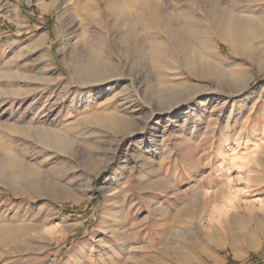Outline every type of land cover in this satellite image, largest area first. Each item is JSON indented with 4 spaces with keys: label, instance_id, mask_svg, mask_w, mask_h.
Wrapping results in <instances>:
<instances>
[{
    "label": "rangeland",
    "instance_id": "1",
    "mask_svg": "<svg viewBox=\"0 0 264 264\" xmlns=\"http://www.w3.org/2000/svg\"><path fill=\"white\" fill-rule=\"evenodd\" d=\"M92 1L0 0V264H264V0H221L243 38L205 19L189 66L125 59L145 0ZM95 41L117 76L82 72Z\"/></svg>",
    "mask_w": 264,
    "mask_h": 264
},
{
    "label": "bare ground",
    "instance_id": "2",
    "mask_svg": "<svg viewBox=\"0 0 264 264\" xmlns=\"http://www.w3.org/2000/svg\"><path fill=\"white\" fill-rule=\"evenodd\" d=\"M150 1L151 0H145L144 3L146 5L147 4L150 5L148 12L151 15L152 20L156 23L157 31H155V32L152 31L151 30L152 28L150 29L147 22H145L144 27L143 26H141V27H143V31L144 30H146V32L148 31L147 34L149 36V40L147 41V40H144V38L143 39L141 38V36L139 34V29L136 28L137 27L136 25L132 24L130 27H128L126 29L125 34L122 38V43L124 44V47L122 49V53L125 56V59H127L129 62H135V60H136L135 58H139V56H142L143 54H144V58H146L148 60L149 58L151 59L153 53H155L159 56L171 57V55L175 52L176 55H179L180 57H182V59L184 61H186L188 66H189L190 65L189 62L192 61V59L195 57L194 55H196V54H194L195 53L194 50L196 47L193 50V48L190 46L192 48V49H190V47L188 46L189 41L187 40V38L188 37H194V36H198V37L202 38V36L205 33V31L203 32V29H205L204 25L207 26V24H210L211 28L213 27V29L220 28L221 38L223 40H225L227 43L232 44V46L235 44V39H238L241 42V40L243 38V33L241 31V27L238 25L239 21L236 24V22L233 19L232 9L230 7L228 8L226 5L224 6L223 5L224 3L221 0H215V1L214 0H195V2L197 3V6H198L197 8H201V10L199 9V11H202L201 13H199V14H192L191 13L190 14V13H184V12L179 13L178 12L176 15L173 14L172 12H169L166 9L164 10L163 8L160 9V8L154 7L155 5L151 4L152 1L151 2ZM192 1H194V0H192ZM236 1L238 2V0H225V3H229V6H231V4L236 2ZM82 4H83L85 10L88 12L89 16L95 22H99L101 20V15H100V12L98 11V6L95 5L92 0H82ZM110 5H111V2H110V0H108L107 6L106 5L105 6L107 8H109ZM121 5L123 6L124 3ZM128 13H130V12H128ZM121 14H122V12H121ZM144 17H143V19H144ZM205 19L208 22V23L206 22L207 24H205V22H204ZM248 19H250V18H248ZM141 21H143V20H141ZM141 24H143V23H141ZM138 25H140V24H138ZM185 33H186V35H185ZM206 34H208V33H206ZM194 39H197V38H194ZM100 42H98V41L93 42V44L91 46V57H90L92 60V63H91V60H89L86 63V65L83 66V70H85V71H82V72H85L87 74V76H90V77L92 76L93 79H91V80H93V81H96L98 79L100 81H103V80H105V78L106 79L113 78V77L118 75V73L117 74H113L114 72L111 73L114 70L113 66L108 61V59H106V57L104 56L103 51H102V43H100ZM171 51H174V52H171ZM164 57H162V58H164ZM176 57H174V58H176ZM191 63H194V62H191ZM70 72H71V75L74 77V74L76 72L75 64L72 65ZM75 75L77 76V74H75ZM111 116L113 117V115H111ZM119 120L117 119V121H119ZM105 121L104 122L102 121V122L105 124ZM108 121H109V119H108ZM110 121H112L111 118H110ZM95 123H96V121H95ZM104 124H103V126H104ZM25 129H22V130H25ZM60 142H62V141H60ZM224 159H225V161H228L230 163L236 161L237 159L244 160L243 157L236 156V155L235 156L228 155V156H225ZM232 165H234V164H232ZM114 190H116V189L114 188L113 191Z\"/></svg>",
    "mask_w": 264,
    "mask_h": 264
}]
</instances>
